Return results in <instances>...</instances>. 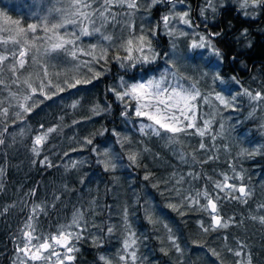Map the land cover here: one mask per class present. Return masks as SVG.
Returning a JSON list of instances; mask_svg holds the SVG:
<instances>
[{
	"label": "trees",
	"instance_id": "trees-1",
	"mask_svg": "<svg viewBox=\"0 0 264 264\" xmlns=\"http://www.w3.org/2000/svg\"><path fill=\"white\" fill-rule=\"evenodd\" d=\"M180 1L188 7L192 24L205 34L210 49L220 53L216 59L203 50L188 54L185 42L179 40L180 55L174 67L182 81L195 84L201 93L194 102L197 125L203 127L199 115L208 111L213 114L208 103H201L209 85L213 84L228 100L233 96L236 99L231 107H216L203 137L181 133L179 142L169 144L167 137L171 134L162 132L158 137L151 130L148 135L141 133V123L152 122L135 115L132 100L121 101L111 91H119L116 85L121 86V78L132 84L169 68L161 59L169 38L160 34L156 17L164 6L153 5L148 23L145 22L143 35L151 40L153 49L159 50L155 60L144 63L114 59L116 55L124 57L122 33L118 37L112 34L108 46L97 45L92 56L83 48L82 54L73 57L70 45L66 46L68 51L46 53L55 36L51 25L68 18L70 10H63L71 7L73 0H0V26L5 23V16L19 21V27L26 30L29 24L38 26L35 32H27L25 39L31 45L25 57L27 63L15 76L9 70L16 62L10 52L19 46L13 47L11 42L0 44V53L8 52L9 57L0 65V79L5 81V85H0V108L9 107L8 118L0 117V138L5 141L0 144V264H19L23 259L17 248L29 216L33 217L37 235L50 236L58 233L61 225H71L75 214H82L80 227L73 225L67 230L80 233L81 238L74 244L78 249L73 253L75 259L65 264H105L101 256L112 264H121L118 260L124 249L121 241L125 232L137 241L134 247L140 264H247L249 256L251 264H264V224L252 219L264 215V208L259 207L264 204V100L252 101L243 94L244 89L253 94L264 93V7L255 8V14L246 19L239 14L238 0H216V11L206 10L203 15L205 0ZM91 4L94 9L102 8V0ZM112 23L113 20L105 22L101 37ZM132 27L134 34L130 36H135V21ZM244 29L246 37L241 36ZM60 31L66 38L71 36L68 28L55 30L58 35ZM214 33L220 35H211ZM102 48L108 50V55L97 63L93 57H98ZM42 66H47L48 77L43 76ZM97 72L101 75L93 79ZM16 78L20 83H12ZM25 79L37 88L43 80L44 91L51 99L38 92L33 97L37 106L28 113L20 110L21 116L17 117L16 104L30 92L23 84ZM74 79H90L91 83L68 88L64 81ZM57 84L65 90L53 96L57 91L53 86ZM10 93L19 95L13 98ZM125 112L127 115H122ZM50 127L55 131L49 133L37 156L31 151L34 138ZM87 139L92 144H87ZM201 142L206 146L203 149L199 147ZM102 147L107 148L116 164L114 170L106 171L100 162L105 159L100 153ZM132 153L138 155L137 164L128 159ZM45 156L53 166L40 163ZM222 174L250 187L251 196L244 198L245 203L220 192V215L229 227L205 232L200 222L208 227L209 214L197 205L183 203L176 193L179 190L195 196L197 191L207 189L215 196L219 190L213 184L222 181ZM145 176L149 178L145 180ZM200 202L204 204L206 200L200 197ZM169 204L177 205L179 211ZM168 229L180 252L168 240ZM241 246L240 257L227 251H240ZM210 249L219 252L220 257H213ZM55 250L61 254L66 251L58 246ZM30 264H56V257L50 262Z\"/></svg>",
	"mask_w": 264,
	"mask_h": 264
},
{
	"label": "snow or ice",
	"instance_id": "snow-or-ice-1",
	"mask_svg": "<svg viewBox=\"0 0 264 264\" xmlns=\"http://www.w3.org/2000/svg\"><path fill=\"white\" fill-rule=\"evenodd\" d=\"M156 0H153L155 3ZM240 8L247 9V8H257V7H264V0H239ZM73 4L75 7V12L73 13L76 17H82L84 20H89L92 23H95L92 20V16L98 12L101 17H105V14H109L112 16L113 20L115 19V14L111 12V8L115 6H120L127 8L129 10H135L138 7L137 0H103L101 10L94 9L91 3H88L87 0H73ZM205 7L211 8L213 12L216 11V6L213 3V0H205ZM84 9H92V12L85 11ZM54 11L60 12V9H54ZM203 9L201 10V14L203 15ZM130 14V13H129ZM244 15L250 16V12H244ZM189 13L187 11L182 13H176L175 15L169 14L164 15L161 17V22L163 23L165 28H168L169 24L172 22L173 19H179L182 24L191 26V21L188 18ZM5 23L0 26V33L5 35H0V44L7 45L11 42L13 45H18V51H13L11 55L15 58V63L11 64L10 71L15 76L16 72L19 69H23L25 64L27 63L25 57L28 54V50L31 47L29 41L25 39L27 36V32H35L37 29V25L29 24L27 26V30L19 27V21H11L10 18L5 16ZM77 22L76 19H69L64 18L60 23H55L51 25V29L53 34L56 36V42L51 43L50 48L46 49L47 52H57L59 50L68 51L67 45H74L75 41L72 39H65L62 36L56 34L55 30L58 28L63 27L65 24H75ZM83 23V21H81ZM131 27V25H129ZM45 31H48V28L45 27ZM94 32H100L99 28H94ZM92 32L89 31L87 26H83L80 29V35L89 36ZM173 34V30L169 31V35ZM181 35H187V33H180ZM76 40L79 39V35L76 33H72ZM211 35H220V33H214ZM242 37L247 36V29H244L241 32ZM105 40H112L111 36H104ZM51 39V37L49 38ZM200 43H197L196 40H193L191 47H204V41L206 39L205 36L198 37ZM135 45V47H134ZM93 50L97 48V45L91 46ZM121 48H123L127 55L123 58L119 55L114 56L116 60H127V61H140L144 63H148L151 60L155 59V54L151 56L145 55V51L153 52L151 40L145 36L140 35L139 37H134L125 41L124 44H121ZM214 48V46H213ZM140 53L139 56H133V52ZM216 55H219V51L214 48ZM73 57L76 56V51H71L70 53ZM92 55V53H88ZM108 55V50L102 48L100 51V55L98 57L94 56L93 58L99 63L100 60H106ZM9 59L8 56L0 54V65H3L5 61ZM35 59V57H33ZM121 67H124V64H121ZM43 76L48 77L50 74L47 70V66H42ZM3 71V68H0V72ZM101 75L100 72L94 74L93 79L99 77ZM167 76L166 74H162L160 79H149L144 82H137L132 83L130 85L125 84L123 78H121V86L122 91H117L115 88L111 89V91L116 95L118 99L123 101L125 97H130L132 100L136 101L135 106V115L137 117H146L149 121H152L151 124H144L141 123L140 125V132L144 133L145 135L149 134L148 130H151V134L155 136H161L163 133H168L167 141L169 144H174L179 142L178 136L179 134L183 133L185 135L191 134H198L203 137L206 131L209 129L210 121L205 120L203 122V127H199L196 123L197 120V105L194 103L197 100V97L201 96L200 91L196 88L195 84H193L190 88H184L180 85L171 86L166 83ZM12 83H20L19 78L13 79ZM65 85L68 88H76L78 85L82 84H89L91 83L90 79H74L73 82H69L68 80L64 81ZM237 83H239L237 81ZM23 84L27 85V88L30 92L23 96V101H32L31 104L27 103H19V107L23 113H28L33 110L34 107L37 106L36 101L33 97L39 92L44 96L45 99H51L45 91V84L44 81H40L39 87H33L30 79H25ZM48 84L51 85L52 81L49 79ZM0 85H5L4 79H0ZM53 87L56 88L57 91L53 92L52 95H56L57 92H63L65 90L64 87H61L59 84L54 85ZM13 98L18 97V93H10ZM244 95L248 96L252 101L264 100V93L255 92L254 94L249 91L248 89H244ZM206 99V98H205ZM215 99L219 101L221 105L225 107H231L232 101L236 99L235 96L232 97V100H228L223 96L221 93H215ZM75 107V105H73ZM95 111V110H94ZM9 115V107L0 108V117H4L6 120ZM17 117L21 116V112H17L15 114ZM122 115H127V112L122 113ZM15 121H13L14 123ZM43 128V125H41ZM5 131H7V125L4 126ZM189 129H194L195 133H189ZM55 131L54 128H48L43 131L41 134L36 135L33 141V146L31 151L39 156L41 153V147L48 139L49 133ZM2 135V134H0ZM87 144H92L91 139L86 140ZM5 141L0 138V144H4ZM199 147L201 149L205 148V144L203 142L200 143ZM67 155V153H65ZM105 159L100 161L103 165L105 170H114L116 168V164L111 160L110 154L106 151L102 154ZM181 160L184 159L183 155H181ZM128 159L131 161L132 164H137L138 155L136 153H132L128 156ZM211 159V157L209 158ZM41 164H45L48 167L53 166L49 161L48 158L45 156L43 160L40 161ZM73 167L76 166V162H73ZM223 180L222 181H215L213 184L214 189L219 190L213 195V193L207 189L203 191H197L195 196L191 193L184 195L179 190H177V196L182 197L183 203H188L191 205L199 206V210L203 212H207L210 217V224L208 227L204 226L203 221L200 222V227L203 231H215L221 228H228L229 222L226 221L221 215L218 207V201L220 200V192L229 191L231 193L238 192L239 195H231L230 198L234 200H242L243 202L247 203L244 199L245 197L251 196L250 190L245 185L237 186L236 184L229 183V177L227 174H222ZM145 180L149 177L145 176ZM239 179H243L242 176L238 177ZM179 183V181H178ZM0 189H2V185H0ZM35 194L34 192L32 193ZM200 197H203L206 200V203L201 204ZM228 198V197H225ZM39 206L37 205L32 209L33 212L36 211V208ZM168 207L179 211V208L175 204H169ZM260 208H264V204L259 206ZM183 215V213H181ZM149 220H152L151 214L148 215ZM80 219H82V214H75L73 216V220L71 225H61L60 230L58 233L51 234L50 236H40L36 234V227L33 224V217L29 216L28 221L24 225V229L22 230L23 240L21 241L20 245H18L17 252L18 255L22 254L23 259L19 261V264H30L32 261H45L50 262L52 261V257H56V264H65V261L71 262L75 259L73 255L74 252L78 251L75 248L74 244L75 241L81 238L80 233H73L72 231H68L73 225L77 228L80 227ZM232 218H229L231 220ZM253 220L259 219L261 224H264V215L260 217H252ZM167 228V225H165ZM109 232L112 231L111 228L108 229ZM169 235L168 240L171 242L172 246L175 248L177 252H180L181 249L179 245L176 243L175 237L171 234V229H168ZM137 241L135 238H132L130 241L125 240L124 242V249L127 250L131 248L133 245H136ZM59 246L66 251L61 254L60 252L56 251L55 248ZM163 250V249H162ZM243 250V246H241L240 251H234L231 248H228L227 251L233 253L236 257H240ZM211 255L213 257H220V253L217 252L215 249H210ZM47 253V254H46ZM128 257L121 255L119 259L121 261L126 260ZM130 258L135 261L137 259L136 252L133 250L130 253ZM100 260L105 261V264H112L111 260L107 259L104 256L100 257ZM15 264V262H14ZM222 264V262H221ZM236 264H241L240 261H237ZM247 264H251V257H248Z\"/></svg>",
	"mask_w": 264,
	"mask_h": 264
},
{
	"label": "rangeland",
	"instance_id": "rangeland-1",
	"mask_svg": "<svg viewBox=\"0 0 264 264\" xmlns=\"http://www.w3.org/2000/svg\"><path fill=\"white\" fill-rule=\"evenodd\" d=\"M94 2H96V0H91L88 3H94ZM102 3H103V0H102ZM213 3L215 4L216 0H213ZM221 3L223 4L224 2H221ZM137 4H138V7L135 10H129L127 8H124V7L115 6L116 9L115 10H111V12L115 14V19L114 20H113L112 16L107 14V13L105 14V16L107 17L105 19V17H101L98 14V12H97L96 14H94L92 16V20H94L95 23H92L89 20H84L82 17L74 16L73 13L75 12V7H74V4H72L71 7H67L63 11H67L68 12L70 10V12L68 13V18L69 19H76L77 22L75 24H65L62 27L64 29L68 28V30L70 31V34H71L70 37H67V38L64 37L63 36L64 35L63 31H60L59 36H62L65 39H72V40L75 41L74 45H70V50L71 51H73V50L76 51V54H78V53L82 54L83 48H85L84 52H86L87 54L88 53H92V55H93V49L91 47L92 45H102L103 47H105L106 45L108 46L109 43L113 40V39L112 40H105L103 38L104 36H111L113 38L112 34H115V36L118 37L120 35V33H122L123 34L122 41L123 40L127 41L128 39H131V38H134V37H139L140 35H143V29L145 27L144 25H145V22H146V24L148 23L147 17L150 14L151 7H153V5H155V4H159L162 7L164 6L162 11L159 13V15H158V13H156V17H158V19H159L158 27H159V30H160V34H163V35H165V36H167L169 38L168 48L166 49V52L162 54L161 59H162L163 62H166V66H168L169 68L161 69L152 78L160 79L162 74H166V76H167L166 83L168 85H171V86L180 85V86H182L184 88H190L191 85L189 84V82L182 81V79L178 76L180 74L177 73V69H175V67H174L176 59H177V57L179 58V55H180V51H179V46H180L179 42L180 41L179 40H183L185 42L186 51H188V54H192L193 51L197 52V51L203 50L208 55H211V57H213V59H216L217 55H216V53L214 51H212L210 49L209 41L207 39H205V41H204V45H205L204 47H196V48L191 47L194 39L196 40L197 43H200L198 37L201 36V35L205 36V34L200 32L192 24V22H191V26L185 25V24H182L179 21V19L177 18V19H173L172 20V22L169 24L168 28H165L163 23L161 22V17H163L164 15H169V14L175 15L176 13H182V12H185V11L188 12V7L185 6V4L183 2H181L180 0H156L155 3H153V0H137ZM239 6H240V3H239ZM202 9L204 11L207 10L209 12H213L211 8H206L205 4H204V7ZM90 12H92V11H90ZM244 12H250L251 15L250 16H246V15H244ZM239 14L243 18L248 19V18H251L255 14V10L253 8H247V9H241L240 8L239 9ZM188 18L190 19V21L194 20L193 18H190V17H188ZM62 20L63 19H61V21ZM111 20H113L112 27L110 28V30L108 32H106L105 35H102V37H101V28L104 27V24H105L106 21L110 22ZM205 20L209 21L208 19H205ZM81 21H83V23H81ZM133 21H135L137 23V30H136L137 35L130 36V34H132V33L134 34V27H132ZM129 25H131V27H129ZM83 26H87L89 31L92 32V34L89 35V36L80 35V29ZM94 28H99L100 32H94L93 31ZM170 30H173V34H171V35H169V31ZM182 32L183 33H187V35H181L180 33H182ZM72 33H76V35H79V39L76 40L75 37L72 35ZM54 42H56V36L52 37L50 45H51V43H54ZM14 46H16V45H13V47ZM134 47H135V45H134ZM18 49H19V47L18 48H16V47L13 48L11 50L10 54L13 51H18ZM158 50L159 49H153V52H149V51L146 50L144 54L148 55L150 58H151V56L153 54H155V59H156ZM0 54H3V55L7 56L8 52L4 51V52H2ZM92 55H90V56H92ZM123 55L124 56L127 55V52L124 49H123ZM139 55H140V53L135 52V51L133 52V56L134 57L135 56H139ZM150 61H153V60L150 59ZM152 78H148L147 80L152 79ZM147 80H144V81H147ZM144 81H138V82H144ZM125 84H127V83H125ZM128 85H130V84H128ZM116 86H117V88H119V91L124 90V89H122V86H119V84H117ZM213 86H214L213 84L209 85V90H206L204 92V94L202 95V98H201V103H208V105L210 106V109L213 111V114L211 113V111H208V112H205L204 115H202V114L199 115L202 123L205 120L211 121V119H212V117L214 115L216 107L218 105H221L219 103V101L215 99V93H220V92L217 91V89L215 87H213ZM125 98L132 100L130 97H125ZM132 102H133V107H134V112H135L136 101L132 100ZM20 103H25V102L23 100H21ZM16 106L18 108V112H20L21 109L19 107V103H17ZM12 113H15V110L12 111ZM150 122H152V121H150ZM42 132L43 131H41L37 135L41 134ZM106 151H107L106 147L100 148L101 155L104 152H106ZM100 158L101 157H99V159ZM228 182L232 183V184H236L237 186L243 185V184H238V182L236 183L235 180H231V179H229ZM247 188L250 190V187L247 186ZM225 193L227 195H239L238 192L230 194L229 191H225ZM127 233L128 232L124 233L123 239L121 241L122 246L124 245L125 240H129L130 241L132 239L131 235L127 234ZM123 248H124V246H123ZM133 250L135 251L134 245L131 248L127 249V250L123 249V252L119 255V257L121 255H123V256H126L128 258L126 260H124V261H121L120 259L118 261L121 264H140L137 260L133 261L130 258V253Z\"/></svg>",
	"mask_w": 264,
	"mask_h": 264
}]
</instances>
